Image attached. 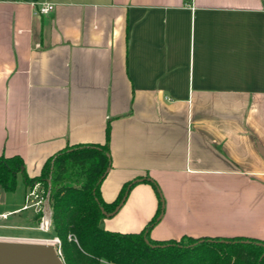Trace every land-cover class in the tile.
I'll list each match as a JSON object with an SVG mask.
<instances>
[{
    "label": "crops",
    "instance_id": "obj_1",
    "mask_svg": "<svg viewBox=\"0 0 264 264\" xmlns=\"http://www.w3.org/2000/svg\"><path fill=\"white\" fill-rule=\"evenodd\" d=\"M107 124L101 199L155 181L150 238L264 241V0H0V156L36 177ZM26 190L18 174L0 213ZM158 207L141 181L99 225L139 232Z\"/></svg>",
    "mask_w": 264,
    "mask_h": 264
},
{
    "label": "trees",
    "instance_id": "obj_2",
    "mask_svg": "<svg viewBox=\"0 0 264 264\" xmlns=\"http://www.w3.org/2000/svg\"><path fill=\"white\" fill-rule=\"evenodd\" d=\"M109 138L107 124L104 144L69 145L50 157L36 177L25 174L19 155L0 156V193L15 191L18 174L24 177L26 186L40 181L45 190L50 178V218L52 230L60 240L63 264H264V241L258 239L150 238L149 230L163 210V201L157 184L149 178L128 181L121 186L115 200L103 201L100 185L111 164ZM141 181L149 182L159 198L152 220L134 233L101 228L99 222L106 216L102 208L107 213L113 212L124 195ZM39 218L40 214H35L34 220Z\"/></svg>",
    "mask_w": 264,
    "mask_h": 264
},
{
    "label": "water",
    "instance_id": "obj_3",
    "mask_svg": "<svg viewBox=\"0 0 264 264\" xmlns=\"http://www.w3.org/2000/svg\"><path fill=\"white\" fill-rule=\"evenodd\" d=\"M260 153L264 158V149L259 148ZM51 189V180H47V208H49L48 199ZM126 195L121 199L118 206L113 212H102L106 215L113 214L119 206L124 202ZM49 217V209L46 213ZM145 241L148 240L145 238ZM0 264H63L55 247L50 243L44 242H29V241H7L0 240Z\"/></svg>",
    "mask_w": 264,
    "mask_h": 264
},
{
    "label": "built area",
    "instance_id": "obj_4",
    "mask_svg": "<svg viewBox=\"0 0 264 264\" xmlns=\"http://www.w3.org/2000/svg\"><path fill=\"white\" fill-rule=\"evenodd\" d=\"M51 3H41L39 5L38 11L41 14H47L52 10ZM47 190H45L43 184L40 181H34L31 185L27 186L26 193L24 195V203L20 209L5 213H0V219L6 218L10 214H15L24 210H31L34 214H40V218L37 221L36 229L42 232H48L52 228L51 218H50V208H47L46 199ZM49 209V217H46V213ZM71 239V236H68ZM44 243L52 244L56 252L61 254L60 251V240L54 235L52 238L43 239Z\"/></svg>",
    "mask_w": 264,
    "mask_h": 264
},
{
    "label": "rangeland",
    "instance_id": "obj_5",
    "mask_svg": "<svg viewBox=\"0 0 264 264\" xmlns=\"http://www.w3.org/2000/svg\"><path fill=\"white\" fill-rule=\"evenodd\" d=\"M19 183L22 184L21 179L19 180ZM5 195L8 196V194H3L2 197L0 198V210L2 209V203H3ZM26 212L33 213L31 210H27ZM50 213H51V209H50ZM35 214L33 213L32 216H30V218H28L26 221L23 220L24 214L20 212L13 214L14 216L8 215L6 218H1L0 219V240L8 239L7 241H22L16 238H28L25 240L52 238L54 236L52 228L48 232H42L36 229L37 221L34 220ZM25 223L28 225L30 224L29 225L30 228L29 227L25 229L18 228L20 224H25Z\"/></svg>",
    "mask_w": 264,
    "mask_h": 264
},
{
    "label": "bare ground",
    "instance_id": "obj_6",
    "mask_svg": "<svg viewBox=\"0 0 264 264\" xmlns=\"http://www.w3.org/2000/svg\"><path fill=\"white\" fill-rule=\"evenodd\" d=\"M8 240V239H7ZM19 240V239H18ZM22 241H30V242H47V241H44L43 239H37V240H25V239H20Z\"/></svg>",
    "mask_w": 264,
    "mask_h": 264
}]
</instances>
